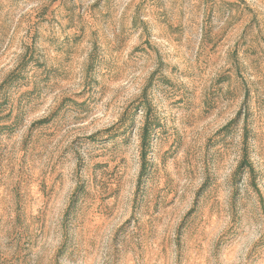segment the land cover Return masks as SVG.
<instances>
[{
    "label": "rangeland",
    "instance_id": "1",
    "mask_svg": "<svg viewBox=\"0 0 264 264\" xmlns=\"http://www.w3.org/2000/svg\"><path fill=\"white\" fill-rule=\"evenodd\" d=\"M0 264H264V0H0Z\"/></svg>",
    "mask_w": 264,
    "mask_h": 264
},
{
    "label": "trees",
    "instance_id": "2",
    "mask_svg": "<svg viewBox=\"0 0 264 264\" xmlns=\"http://www.w3.org/2000/svg\"><path fill=\"white\" fill-rule=\"evenodd\" d=\"M151 132H152V126L150 125V122H147L145 124V127L143 129V135H142V141H143V145H142V148H143V151H142V157H143V160H145V154H146V148H148L149 146V140L151 138ZM142 175H141V180H143L145 178V176L147 175V172L146 170H142Z\"/></svg>",
    "mask_w": 264,
    "mask_h": 264
}]
</instances>
